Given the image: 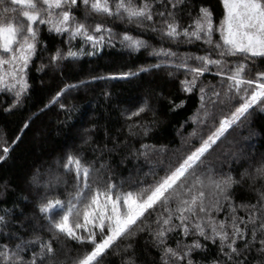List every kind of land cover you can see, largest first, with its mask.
<instances>
[{
  "label": "snow or ice",
  "instance_id": "snow-or-ice-1",
  "mask_svg": "<svg viewBox=\"0 0 264 264\" xmlns=\"http://www.w3.org/2000/svg\"><path fill=\"white\" fill-rule=\"evenodd\" d=\"M220 4L217 22L210 6L192 0H0V94L11 97L4 111H23L31 88L28 72L41 53H48L47 63L36 71H50L59 81L42 107L22 117L10 140L0 135V162L52 107L58 105L66 121L75 123L76 106L61 101L96 81L167 68L170 79L183 75L180 92L198 100L177 129L179 143L147 142L162 95L152 90L122 110L117 131L123 139L109 136L112 147L94 143V124L83 128L82 146L63 153L55 171L37 168L29 177L30 218L17 221L15 206L0 208V264H105L109 254L120 255L122 264H141V236L156 253L152 264H264V157L246 154L239 136L252 112L264 111V0ZM108 21L127 22L125 30L115 31ZM132 25L141 35L127 30ZM45 31L59 36L61 46L49 50L41 39ZM149 33L160 41L148 53L158 63L65 82L69 62L116 43L130 54L138 52L150 47L142 38ZM166 42L202 47L181 53L165 48ZM169 104L175 111L185 101ZM86 115L78 117L82 124ZM117 151L121 164H133L127 176L118 177L111 162ZM244 185L254 199L237 203L235 190ZM21 199L29 202L27 196ZM207 242L217 248L215 258L195 259L207 253ZM253 253L257 259L250 262Z\"/></svg>",
  "mask_w": 264,
  "mask_h": 264
},
{
  "label": "trees",
  "instance_id": "trees-1",
  "mask_svg": "<svg viewBox=\"0 0 264 264\" xmlns=\"http://www.w3.org/2000/svg\"><path fill=\"white\" fill-rule=\"evenodd\" d=\"M195 4H205L214 10L217 22L221 14L220 0H192ZM115 31L122 32L125 30V24L120 21H108ZM182 23H188L185 18ZM127 30L132 31L133 35H141L135 31V25L130 26ZM143 39L148 41L150 47L143 48L138 52L131 54L121 49L119 43L115 47L103 48L95 56H82L77 62H69L65 67V82H75L77 80L86 79L89 75H101L109 71L123 67L124 70L131 68L135 70L140 66H148L158 63V59L149 56L152 47H160V41L152 34H143ZM218 39V35L216 37ZM41 39L49 45V50H53L56 46H61V39L55 34H49L45 31ZM74 48H78L79 44L73 43ZM165 48L172 47L178 52L197 53L198 48L202 47L201 43L195 46L181 45L179 48L173 47L170 42L163 44ZM47 52L35 58V62L28 72V82L31 85L28 99L22 105L23 111L15 110L5 112L4 109L11 103V97L8 94H0V135L7 134L10 140L14 133L17 132L22 117L30 115L36 110V107H42L41 101L46 102L49 94L56 89L59 81L53 79L50 71L38 72L36 68L41 63H47ZM202 54V53H198ZM170 69H150L148 72L141 73L135 78L118 81H96L90 83L78 91L70 93L62 103L75 105L73 110V118L75 123L66 121L65 114L60 112L58 105L52 107L49 111L41 115L32 127L24 134L23 140L11 152L9 158L0 162V208H13L15 213L13 219L27 220L30 218L33 207V196L30 192L28 179L32 172L40 168L43 172L46 169L55 171L56 162L61 158L62 154L77 149L82 146V140L79 138L83 128L90 125L96 127L91 132L93 141L96 145H105L112 147L113 141L108 137H116L122 134L118 133V129L122 127L123 119L121 112L124 108L130 107L137 98L141 97L146 90H152L157 94H162L157 103L156 124L153 127L151 138L147 141L151 144H169L172 141L179 143L177 137V129L185 121L197 105V96L184 94L179 90V79H183V75H179L176 79H170L167 72ZM206 79H212L210 75ZM104 92L110 93L105 97ZM179 102L185 101V105L181 109L175 111L170 110L169 101ZM86 113L83 117V124L78 118L80 114ZM145 119H151V114ZM37 129L40 135H36ZM187 134L191 131L190 127L183 129ZM241 137L240 147L246 154L254 155L256 160L264 157V111L256 109L249 117L247 127L239 133ZM87 158L91 159L93 154L91 147H85ZM121 153L114 152L111 156V162L116 168L119 176H127L128 170L133 167L132 162L121 164ZM105 158L108 156L105 154ZM246 166V165H245ZM27 196L28 203H25L21 197ZM237 203L250 202L254 199L253 195L248 191L247 185L238 187L234 193ZM23 211L24 216H19V212ZM243 215V213H240ZM27 227V225H26ZM12 232H24L18 228L9 229ZM146 236L140 237V247L137 252L141 253L143 249L141 264H152V257L156 253L145 247ZM185 242H190L186 240ZM207 253H199L195 259H214L217 248L207 242ZM257 256L255 253L250 255L249 260L255 261ZM105 264H122L120 255L109 254L105 260Z\"/></svg>",
  "mask_w": 264,
  "mask_h": 264
}]
</instances>
